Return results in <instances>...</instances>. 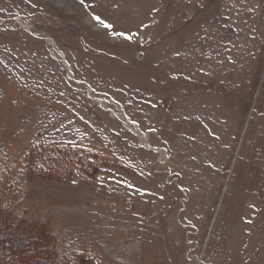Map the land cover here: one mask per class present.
I'll return each instance as SVG.
<instances>
[{"label":"rangeland","instance_id":"1","mask_svg":"<svg viewBox=\"0 0 264 264\" xmlns=\"http://www.w3.org/2000/svg\"><path fill=\"white\" fill-rule=\"evenodd\" d=\"M85 4L0 0L1 234L56 264H264V0Z\"/></svg>","mask_w":264,"mask_h":264},{"label":"trees","instance_id":"2","mask_svg":"<svg viewBox=\"0 0 264 264\" xmlns=\"http://www.w3.org/2000/svg\"><path fill=\"white\" fill-rule=\"evenodd\" d=\"M3 225L0 226L2 228ZM0 230V264H56L54 259L38 245L43 237L36 235H21L17 231ZM20 239L24 240L23 243Z\"/></svg>","mask_w":264,"mask_h":264},{"label":"bare ground","instance_id":"3","mask_svg":"<svg viewBox=\"0 0 264 264\" xmlns=\"http://www.w3.org/2000/svg\"><path fill=\"white\" fill-rule=\"evenodd\" d=\"M90 22H94V20H90ZM101 27H103L101 25ZM52 47L53 50L55 51L56 54H58V56L60 57V59L64 62L65 66L67 67L68 71H69V77L70 79H73V73L72 71L69 69V64L66 62L64 55L62 52H60L56 46V44L53 42V40H48ZM75 81V80H74ZM81 83V82H79ZM89 90V94L91 98H94L93 94H92V89L90 87H88ZM98 100V99H97ZM102 105V107H105L104 109H106L109 105H114L111 101L107 100V99H102L99 101ZM117 107V106H116ZM118 111L120 112V114L117 115V113H115L113 111V114L118 116L119 118H121L123 120V122L126 124V126L130 129L133 130V132L138 136V138L143 142V144L148 147V148H152L151 144H150V137L148 134H144L142 133L137 127H135L133 124H131L130 120L127 118L125 112L118 108ZM157 152H159L161 154V160L166 161L167 160V154L166 151L164 149H157Z\"/></svg>","mask_w":264,"mask_h":264},{"label":"snow or ice","instance_id":"4","mask_svg":"<svg viewBox=\"0 0 264 264\" xmlns=\"http://www.w3.org/2000/svg\"><path fill=\"white\" fill-rule=\"evenodd\" d=\"M80 3L87 6L85 4V0H80ZM94 19L97 20L100 24H102L105 28H112L113 27L111 24L106 23V21L101 19L99 16L94 17ZM112 35L119 36V37H122V38L127 39V40H131L133 38L131 34H126L124 32H118V31H114L112 33Z\"/></svg>","mask_w":264,"mask_h":264}]
</instances>
